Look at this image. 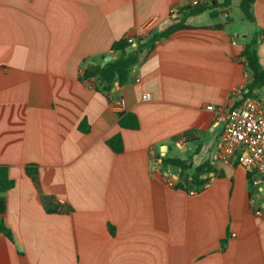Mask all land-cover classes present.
<instances>
[{
  "label": "crops",
  "instance_id": "obj_1",
  "mask_svg": "<svg viewBox=\"0 0 264 264\" xmlns=\"http://www.w3.org/2000/svg\"><path fill=\"white\" fill-rule=\"evenodd\" d=\"M225 3L211 0L215 9L145 49L132 82L109 96L83 80L86 68L119 40L138 46L166 31L171 8L185 17L190 0H0V166L16 182L0 264H264V176L216 159L225 123L208 108L228 110L247 93L242 53L255 36L264 68V0L251 26L241 0ZM250 97L264 100V88ZM129 112L139 129L121 126ZM115 136L121 153L108 145ZM170 159L192 166L186 188ZM47 197L74 211L48 213Z\"/></svg>",
  "mask_w": 264,
  "mask_h": 264
},
{
  "label": "trees",
  "instance_id": "obj_2",
  "mask_svg": "<svg viewBox=\"0 0 264 264\" xmlns=\"http://www.w3.org/2000/svg\"><path fill=\"white\" fill-rule=\"evenodd\" d=\"M257 0H241L240 8L245 16V19L251 23L256 21L254 15V4ZM233 0H226L225 6L228 7L232 4ZM215 7L210 4L200 5L195 8H190V12L184 17L176 20L175 24L168 28L166 31L154 35V37L147 42L142 44L141 40L138 42V46L133 47L130 43L129 38H125L115 42L111 48V54L116 56L114 60L108 62L105 67L101 65L94 72L86 68L83 76L84 79L95 78V89L98 92L113 95V90L123 88L132 81L130 77L134 75L136 67L140 64L141 56L145 49L149 48L150 45L154 46L157 41L161 39H167L175 32L189 28L186 25V18L192 15H198L208 10H213ZM212 17H218L217 11L212 12ZM257 43V36H255L250 44H247L243 50L242 56L246 60L245 66L248 72H252L251 81L246 85L247 96H253V92L257 89L264 88V68L261 66L259 56L255 45ZM112 98V97H111ZM113 101V99H111ZM120 124L124 128L139 129L140 122L136 114L134 113H123L121 115ZM83 133H88L90 126L85 122L81 126ZM108 145L115 153H121L124 150V143L121 136H115L108 141ZM167 164L177 166L181 169L180 181L177 183L178 188H186L188 185V171L192 168L187 162L180 159H170L165 161ZM206 168L198 167L195 171V178L200 179V175L205 172ZM27 175L32 179L37 189H41V182L39 177V168L36 165H28L26 167ZM202 182H205L204 180ZM252 186L254 185L251 179ZM16 186V182L10 178L9 167L0 166V235H4L9 239H13L12 231L5 222V214L7 211V193ZM47 201L51 206H46L48 213L58 214H71L74 209L67 203L58 201L55 197H47ZM225 243L223 249H225Z\"/></svg>",
  "mask_w": 264,
  "mask_h": 264
},
{
  "label": "built area",
  "instance_id": "obj_3",
  "mask_svg": "<svg viewBox=\"0 0 264 264\" xmlns=\"http://www.w3.org/2000/svg\"><path fill=\"white\" fill-rule=\"evenodd\" d=\"M210 2L211 0H190V6L195 8ZM180 12V7H173L170 15L177 20ZM129 41L137 44L134 38H129ZM238 93L243 95L237 106L228 110L217 106L208 107L219 114V122L225 123L216 159L226 165L236 158L242 166L250 170L255 169L264 176V100L247 96L243 91ZM111 102L113 107L120 111L122 99ZM161 169L162 164L156 162L153 170L159 172ZM168 185L174 186L175 183L170 180Z\"/></svg>",
  "mask_w": 264,
  "mask_h": 264
},
{
  "label": "water",
  "instance_id": "obj_4",
  "mask_svg": "<svg viewBox=\"0 0 264 264\" xmlns=\"http://www.w3.org/2000/svg\"><path fill=\"white\" fill-rule=\"evenodd\" d=\"M153 37H150L149 39H146V40H143L141 43L142 44H146L148 41H150L151 39H152ZM132 46H137V44H132ZM114 59V56L113 55H109V56H106L105 57V60H104V62H103V64L101 65L102 67H105L106 66V64L108 63V62H111L112 60ZM97 66L96 65H93V64H91L90 66H89V69H90V71H92V72H94L95 70H97ZM250 74H252V72H250ZM134 79V75H132L131 77H130V80L132 81ZM256 173L258 174L257 175V177H256V179H258L260 176H261V174H260V172H258V171H256Z\"/></svg>",
  "mask_w": 264,
  "mask_h": 264
},
{
  "label": "rangeland",
  "instance_id": "obj_5",
  "mask_svg": "<svg viewBox=\"0 0 264 264\" xmlns=\"http://www.w3.org/2000/svg\"><path fill=\"white\" fill-rule=\"evenodd\" d=\"M232 16H233V18H234V22H236V24L238 25V26H241L243 23H242V16H243V14H242V12L241 11H239V10H237L236 12H234L233 14H232ZM243 22H244V24H248L249 26H251L250 25V23H248V21H244L243 20Z\"/></svg>",
  "mask_w": 264,
  "mask_h": 264
}]
</instances>
